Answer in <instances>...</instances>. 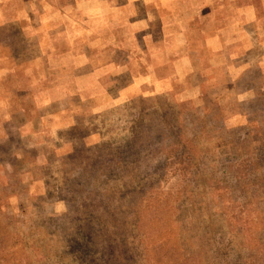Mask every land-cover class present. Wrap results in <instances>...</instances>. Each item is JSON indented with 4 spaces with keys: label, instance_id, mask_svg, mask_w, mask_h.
<instances>
[{
    "label": "rangeland",
    "instance_id": "1",
    "mask_svg": "<svg viewBox=\"0 0 264 264\" xmlns=\"http://www.w3.org/2000/svg\"><path fill=\"white\" fill-rule=\"evenodd\" d=\"M129 31L100 87L0 84V264H264V47Z\"/></svg>",
    "mask_w": 264,
    "mask_h": 264
},
{
    "label": "crops",
    "instance_id": "2",
    "mask_svg": "<svg viewBox=\"0 0 264 264\" xmlns=\"http://www.w3.org/2000/svg\"><path fill=\"white\" fill-rule=\"evenodd\" d=\"M167 14L171 23L163 20ZM151 26L164 30L172 48L181 44L187 57L176 54L187 70L191 48H202L211 35L228 56L264 47V0H0V84L11 85L19 71L32 83L51 69L88 68L87 81L100 87L129 61L120 37Z\"/></svg>",
    "mask_w": 264,
    "mask_h": 264
}]
</instances>
